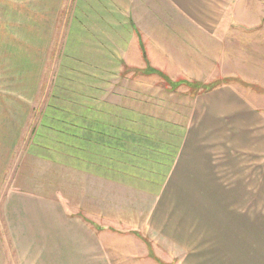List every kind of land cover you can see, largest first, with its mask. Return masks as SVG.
<instances>
[{
  "label": "crops",
  "instance_id": "crops-1",
  "mask_svg": "<svg viewBox=\"0 0 264 264\" xmlns=\"http://www.w3.org/2000/svg\"><path fill=\"white\" fill-rule=\"evenodd\" d=\"M260 8L261 0H0V71L28 75L0 81V188L17 157L7 182L16 190L0 201V263L19 258L16 246L40 244L21 232L32 225L33 210L41 235L60 212V199L31 188L48 180L29 176L32 192L17 188L23 143L29 169L74 160L79 197L81 184L96 182L93 196L107 222L92 220L94 211L82 214L92 228L111 233L97 242L113 264H264V113L234 83L243 79L240 59L251 63L241 49L264 30ZM55 28L65 64L54 87L43 82L47 59L36 43L56 41ZM84 68L91 77L79 84ZM73 74V82L64 81ZM148 79L157 81L155 95L132 86ZM205 80L216 85L189 94ZM121 93L135 104L122 110ZM143 95L147 109L138 104ZM37 118L36 131L27 125ZM75 238L61 247L78 249L83 238Z\"/></svg>",
  "mask_w": 264,
  "mask_h": 264
},
{
  "label": "rangeland",
  "instance_id": "rangeland-1",
  "mask_svg": "<svg viewBox=\"0 0 264 264\" xmlns=\"http://www.w3.org/2000/svg\"><path fill=\"white\" fill-rule=\"evenodd\" d=\"M264 5V0H261V8H260V13L262 11ZM21 15V19L27 18V11L25 10H15L14 11V16L17 17L18 15ZM3 20H7L8 16L4 12V15H2ZM10 24L15 27L17 24V18H12L10 19ZM56 29V32L53 33V38H56V41H53L52 43H49V45L43 44L42 42H38L37 44V50H41L42 54L45 52V59H47V63L45 64L43 68V82L50 83L51 86L54 85L58 82H60L61 75L59 73L60 67L65 64L62 62V55L60 54V50L62 45L64 44L62 41H59L60 34L58 29ZM24 31L26 33V37L29 39H34V36L28 31V29L24 28ZM12 34H21L20 32H17L16 30L11 32ZM257 43V47H256ZM47 46V47H45ZM250 46V47H249ZM249 46L247 45L244 46L243 49H241L240 52H244L243 54L249 55V59L251 63H248L245 60V58L240 59V72L243 75H238L240 78V81H234V83L240 87V93L247 98L248 100L251 99L255 101L257 104V107L261 109V112L264 113V30L260 32L259 39L257 42H254L253 45L251 42H249ZM41 47V48H40ZM43 47H45L43 49ZM253 47L255 50H253ZM257 48V52H256ZM45 50V51H43ZM97 51L100 49H96ZM91 52L89 51V54ZM71 60V58L69 59ZM68 60V63H69ZM96 62V58L93 56L89 55L88 56V64L91 67ZM242 65V66H241ZM230 70H234V67H230ZM87 68H84L83 71L79 74L78 76V83H80V79L82 81H87L88 77H91L90 73H87ZM28 76L27 74L23 73H11V72H1L0 71V81L2 80L4 83H16L19 82L21 78ZM70 76V75H68ZM75 75H71L70 79L64 80L68 82H73L74 81ZM143 79H145L143 76H141ZM140 77V78H141ZM127 79V78H126ZM133 79V78H132ZM131 81L133 82V80ZM137 84L132 83V86L138 87V88H143L142 92H148L150 94H154L155 92L159 91L157 90V81L155 79H148L147 82L145 80H138ZM126 82H129L126 80ZM206 83L202 84V88L198 89L195 87H189V94L190 95H197L196 92H207L209 89L214 87V85H209L207 84L209 80H205ZM62 83V82H61ZM78 84V87L80 86ZM67 85V84H66ZM209 85V86H208ZM61 86V84L59 85ZM59 86H57L56 90H52L53 93V98L58 99L59 98ZM64 86V85H63ZM162 90V89H161ZM160 90V93H164ZM122 92V91H121ZM138 92H140L138 90ZM121 93L119 95V98H121L119 101L121 104V109H126V107L129 104H135L132 103L131 100H127L123 97ZM63 98H75L73 94L70 93H65L63 92ZM176 98V95L174 96ZM135 99V98H134ZM142 99L148 100L144 95L141 98V100H138L139 106L146 108L147 107L144 105L146 103L142 102ZM70 101V100H69ZM131 102V103H130ZM137 106V105H136ZM2 108V106H0ZM60 107V106H59ZM67 107H72L74 108L75 105H68ZM61 108V107H60ZM139 108V107H138ZM152 108V107H149ZM57 109V108H56ZM59 109V108H58ZM60 110V109H59ZM38 114L41 115V111L37 112ZM41 123V119H36V124L32 121L30 122L27 126L29 127L30 125H34V129L37 131L38 126ZM74 125V124H73ZM37 126V127H36ZM26 128V127H25ZM32 128L29 130L32 134ZM27 133V130L23 132V135L21 137V140L25 137ZM21 147L17 149V152L20 157L19 158V163L18 165L21 167V173H15V176L19 175V183L17 188H20L21 191L25 193H29L32 191H28L27 188H30V186H27L28 181L30 178L35 177V179L39 180V184H42L44 180H48V186H39L36 185L33 187L31 184V188L35 189V191H39L40 193L42 192L44 194V197L47 198L48 200H51L54 202V199H60V202L58 203L60 212L56 217H53L52 219L49 220L47 225H45L44 230H46L48 233L45 235H41V232L37 231L41 225L36 226V219H37V214L36 211H32L33 215V220L31 221L32 225L27 226L21 232H25L28 230V233L25 235H30L33 238H38L39 237V242L40 244L37 243V245L32 249V248H24V245H19L14 247L15 249V254L19 255V258L16 261H12L11 254L9 255V259H3V263L0 264H113L112 261H108V251H105V248H101L98 245L97 238L100 237L103 239L105 236L109 235L111 236V233H103L102 229L99 228L96 229L95 227L92 228V221L91 219L83 217L82 212H85L84 214H93L92 212H95V216L93 217L92 220H96L100 222L101 224H105L107 222L106 218H103L105 215L104 211L101 213V210L98 208L99 207V201L98 198L93 196V187L94 184L92 182L86 184H81L82 185V193L84 192L82 197H79L77 195V180H76V173H75V162L74 160L72 161V164L69 163L67 164L65 160H62L61 162L63 163H56L52 162L51 160L47 161L44 163L43 161L40 163H37L38 165L36 166V170L34 169V165L32 168V165L29 166L31 169L28 168V163L31 162V157L29 158L26 153H24L23 149V143H21ZM16 153L12 156L13 161L15 160ZM54 156V157H53ZM68 156V155H66ZM53 158H57L59 160L58 154L55 152L52 154ZM12 159L9 163V166L5 173V180L3 181V184L1 185L2 188H0V201L3 198H6V192L7 194L9 192H13L16 189L13 187V185H7V182L9 181L10 178H13L12 176ZM35 161H41L38 158H34ZM262 161V155H261V160ZM48 164V166H47ZM88 167L91 165L88 163H85ZM86 165H84L85 170H87ZM25 171V174H24ZM20 172V171H19ZM30 176V178H28ZM32 180V179H31ZM6 182V183H5ZM85 182V181H84ZM44 187V188H43ZM96 188V187H95ZM19 190V189H18ZM98 192V188H97ZM106 192V189L105 191ZM93 196V197H92ZM5 200V199H4ZM47 202V200H46ZM123 203V201H121ZM96 206V209H95ZM101 208V207H100ZM1 215V214H0ZM31 215V214H30ZM100 217V218H99ZM88 219V220H87ZM123 220H130V219H123ZM87 225H90L91 227H87ZM122 228H128L124 227V225L121 226ZM93 231H101L99 235H94L95 232ZM63 232V234H62ZM83 232V233H81ZM118 236L117 238H121L126 236L121 232L116 233ZM79 235L83 239L79 242L77 245L74 244V246H78V249H63L61 246L62 244L67 245V241H72V242H77L75 236ZM147 235V234H145ZM22 236V235H20ZM143 236V234H142ZM144 237V236H143ZM5 242L9 241L6 238V235H4ZM146 239V238H145ZM124 240V239H123ZM149 240V236L147 238ZM53 242V243H52ZM51 243V249L49 253L45 254V248H41L42 246L44 247L49 246ZM91 245H94L95 248H93ZM162 250V249H160ZM9 253L12 252L11 249L8 251ZM41 254V257L39 255ZM115 264H120V261H116Z\"/></svg>",
  "mask_w": 264,
  "mask_h": 264
}]
</instances>
